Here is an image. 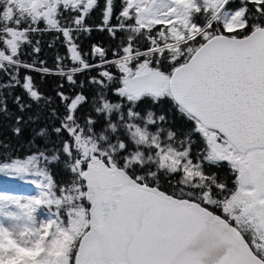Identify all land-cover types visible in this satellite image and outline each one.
Segmentation results:
<instances>
[{"label": "snow or ice", "instance_id": "1", "mask_svg": "<svg viewBox=\"0 0 264 264\" xmlns=\"http://www.w3.org/2000/svg\"><path fill=\"white\" fill-rule=\"evenodd\" d=\"M0 116V264H264V0H0Z\"/></svg>", "mask_w": 264, "mask_h": 264}, {"label": "trees", "instance_id": "2", "mask_svg": "<svg viewBox=\"0 0 264 264\" xmlns=\"http://www.w3.org/2000/svg\"><path fill=\"white\" fill-rule=\"evenodd\" d=\"M90 23H99V18L98 14L94 15L93 19L90 20ZM52 37L50 36H44L43 37V47L45 49L44 55L49 59V66L52 65V50L48 49L47 47V42L51 40ZM109 42V37L107 33H102L98 31H94L90 37H85L82 40V46L85 51H87L92 43H104L105 46H108ZM36 80L39 84H41V89L45 93H51L55 87L56 84L58 83V78L55 77H48L44 81L40 80V77L37 75ZM22 90L17 89L15 91V94H21ZM8 105H9V110L13 114H18L15 105L12 103V97L9 96L7 97ZM39 110L36 109L35 107L32 110V113H36ZM169 118H170V123L172 126H174L177 129H181L183 131H188L191 128V123L186 120V118L180 116L179 113H175L170 107L167 109ZM41 122L43 123V117L41 118ZM14 125V119H8L3 116H0V140L9 142L14 149L17 150V154L20 156H23L26 151L29 149V144L28 141L32 138V131L33 128L37 127V125H33L31 123L25 124L23 126V134L19 137H16L12 134L11 128ZM194 139L198 142L199 137H194ZM35 146H33L34 150ZM195 150V149H194ZM55 178L57 180H63L64 174H63V166L62 164L55 167L53 169ZM21 194H31V193H23Z\"/></svg>", "mask_w": 264, "mask_h": 264}, {"label": "flooded vegetation", "instance_id": "3", "mask_svg": "<svg viewBox=\"0 0 264 264\" xmlns=\"http://www.w3.org/2000/svg\"><path fill=\"white\" fill-rule=\"evenodd\" d=\"M217 171L222 177H225V178H227L230 175L226 164L223 165L222 167H219Z\"/></svg>", "mask_w": 264, "mask_h": 264}, {"label": "rangeland", "instance_id": "4", "mask_svg": "<svg viewBox=\"0 0 264 264\" xmlns=\"http://www.w3.org/2000/svg\"><path fill=\"white\" fill-rule=\"evenodd\" d=\"M17 191H18V192H22V191H21V190H19V189H18ZM23 193H26V192H23Z\"/></svg>", "mask_w": 264, "mask_h": 264}]
</instances>
